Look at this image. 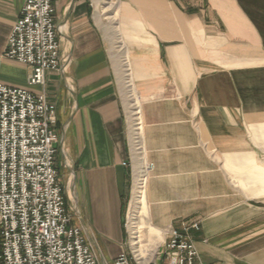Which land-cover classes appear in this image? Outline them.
Instances as JSON below:
<instances>
[{"label":"crops","instance_id":"obj_1","mask_svg":"<svg viewBox=\"0 0 264 264\" xmlns=\"http://www.w3.org/2000/svg\"><path fill=\"white\" fill-rule=\"evenodd\" d=\"M99 1L53 0L70 62L32 87L3 55L25 0H0V84L54 104L75 224L112 264L130 243L133 153ZM113 1L141 100L149 224L164 239L188 228L203 264H264V0Z\"/></svg>","mask_w":264,"mask_h":264},{"label":"built area","instance_id":"obj_2","mask_svg":"<svg viewBox=\"0 0 264 264\" xmlns=\"http://www.w3.org/2000/svg\"><path fill=\"white\" fill-rule=\"evenodd\" d=\"M52 2L25 0L3 54L27 66L32 87L70 62L60 52ZM56 113L44 94L0 84V264H100L59 180ZM166 236L147 264H203L188 228ZM112 264H139L131 241Z\"/></svg>","mask_w":264,"mask_h":264},{"label":"rangeland","instance_id":"obj_3","mask_svg":"<svg viewBox=\"0 0 264 264\" xmlns=\"http://www.w3.org/2000/svg\"><path fill=\"white\" fill-rule=\"evenodd\" d=\"M105 2V0H100L98 5H101V13L102 16V23L106 25V38L109 45V52H111V59H112V66L115 68L117 81L119 83V90L120 95H122L123 104H124V110H126L127 115V123L129 124V139H130V145H131V153H133V172H132V185H131V194H130V200L127 207V217H126V226L129 231L130 235V241H131V248L133 251V254L136 256L139 264H147L149 260L152 259V255L155 254L157 247H159V251H161V245L164 243V237L162 232L159 234L156 231H151V229H154L155 227L151 226L148 222V216L149 214L142 211L141 205L143 201L146 200V197L144 196V189L146 184V177H142L141 175L145 174V166L147 165V161L144 162L142 160L143 154L141 153L144 151V145L142 137V131H143V124L141 123V110H140V102L139 96L135 92L133 93L134 103L139 105V108L134 110V107H132L133 102L129 95V88L127 87L126 81L124 79V76H122L121 68L119 66V60L117 57V53L114 52V42L110 40L109 35L113 36L112 32V26L107 17V12H104V6L102 5ZM113 3H115L112 0ZM103 9V10H102ZM106 13V14H105ZM107 33L108 36H107ZM109 39V40H108ZM123 43V41H122ZM138 111V114L136 116L135 114ZM134 119V120H133ZM137 119V120H136ZM136 120V121H135ZM136 123H139V125H136ZM141 127V130H137L136 132L134 129ZM136 134V136L134 135ZM140 148V149H138ZM144 153V152H143ZM58 170L60 172V182L64 186L65 190V197L67 199L68 206L70 208H76V200L74 197V184L73 188L72 186L69 188V182H71L70 179L73 181V174L72 171L69 170V166L65 162L64 165L59 166ZM142 187V188H139ZM141 197L140 199L138 198ZM139 200V201H138ZM136 237V240L133 238ZM138 242L137 246H134V242ZM158 256L153 257L156 260ZM101 264V263H100Z\"/></svg>","mask_w":264,"mask_h":264},{"label":"bare ground","instance_id":"obj_4","mask_svg":"<svg viewBox=\"0 0 264 264\" xmlns=\"http://www.w3.org/2000/svg\"><path fill=\"white\" fill-rule=\"evenodd\" d=\"M103 9H104V12H107L108 15H107L106 18L109 19V21L111 23V26H112L113 36L109 35L110 37H108V38H110V40L112 42H114L113 44H115L114 45V52L117 53V57H118V60H119V66L121 68L122 76H124V79L126 81L127 87L129 88V95H130V97L132 99V102H133L132 107H134V110H136V108L137 109L139 108V105H136L137 101H136V104L134 103L135 99L133 98V96H134L133 93L135 92V86H134V81H133V75H132L131 67L129 66L128 55H127V52L125 51L124 44L122 43V37L120 36V30H119V26H118V23H117V17H116L115 3H113L112 0H105V5H104ZM108 34L109 33H107V36H108ZM140 105H141V102H140ZM136 114H138V111L135 114H133V116L134 115L136 116ZM136 125H139V123H136ZM137 130H141V127H138L136 129H134L135 132ZM134 135L136 136L135 133H134ZM138 149H140V148H138ZM141 153L143 154L142 160L144 162H146L145 149ZM142 177H146V174L141 175V178ZM71 186H72V184H71V182H69V188ZM139 188H142V187H139ZM138 198L140 199L141 197L138 196ZM140 201L142 202V205H141L142 211H144L145 213L149 214V211H147L148 208H147L146 200L143 201L142 199H140ZM151 231H156L159 234L161 233V231H159L156 228L151 229ZM133 239L136 240V237L133 238ZM134 240H133V242H134ZM133 244H134V246H137L138 242H134ZM158 251H159V247H157L155 253H157ZM153 257H154V255H152V258Z\"/></svg>","mask_w":264,"mask_h":264}]
</instances>
